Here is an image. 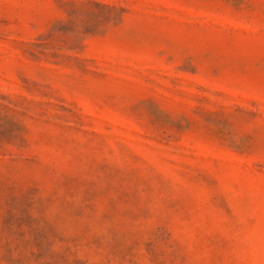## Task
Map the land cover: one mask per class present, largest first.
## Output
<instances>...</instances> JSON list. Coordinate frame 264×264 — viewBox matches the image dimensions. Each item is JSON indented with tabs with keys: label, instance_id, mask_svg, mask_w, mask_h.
<instances>
[{
	"label": "rangeland",
	"instance_id": "374dc122",
	"mask_svg": "<svg viewBox=\"0 0 264 264\" xmlns=\"http://www.w3.org/2000/svg\"><path fill=\"white\" fill-rule=\"evenodd\" d=\"M0 264H264V0H0Z\"/></svg>",
	"mask_w": 264,
	"mask_h": 264
}]
</instances>
